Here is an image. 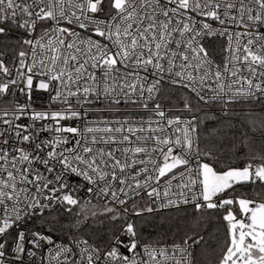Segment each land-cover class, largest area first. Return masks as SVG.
<instances>
[{
  "label": "snow or ice",
  "instance_id": "snow-or-ice-1",
  "mask_svg": "<svg viewBox=\"0 0 264 264\" xmlns=\"http://www.w3.org/2000/svg\"><path fill=\"white\" fill-rule=\"evenodd\" d=\"M184 205L223 242L145 240L147 214ZM98 216L111 232L93 239ZM202 242L216 264H264V0H0V264H197Z\"/></svg>",
  "mask_w": 264,
  "mask_h": 264
},
{
  "label": "trees",
  "instance_id": "trees-1",
  "mask_svg": "<svg viewBox=\"0 0 264 264\" xmlns=\"http://www.w3.org/2000/svg\"><path fill=\"white\" fill-rule=\"evenodd\" d=\"M214 43L221 44V41H214ZM212 51L216 59L219 57L216 47L209 49ZM181 92H176L174 90L167 89L163 96L162 100L171 107H182L183 101L180 99ZM195 107H200L196 104V101H192ZM248 108H254L259 113V106L256 104L237 106L236 111L242 117L244 111ZM214 111H218L214 109ZM190 115V114H188ZM203 117V113H199ZM208 127H220L215 121L208 120ZM237 129H241L240 124L237 122ZM247 192L250 195L255 193L251 188L241 189L238 194ZM196 217H199L200 214H195ZM64 223H68V220H65ZM91 226V227H88ZM88 229V235L92 236L93 239H99L105 237L111 232V221L106 220L103 216H98L96 218H89L87 225L85 226ZM144 238L146 241L156 243L159 241L161 244H171L174 241L180 240V238L185 234H192L193 231L199 232L202 235L208 236L209 233H212L215 237L218 238L220 243L223 242L224 229L223 227L214 219V216L204 213L203 219L197 225L196 220L194 219V209H179L173 210L153 215H148L147 225L142 228ZM59 235V233L57 234ZM209 243L212 244V247H216L215 243L212 240H209ZM205 244L202 242L199 246H195L197 254V264H216V257L219 254V248L215 252L212 251V248H209L207 252H204Z\"/></svg>",
  "mask_w": 264,
  "mask_h": 264
},
{
  "label": "built area",
  "instance_id": "built-area-1",
  "mask_svg": "<svg viewBox=\"0 0 264 264\" xmlns=\"http://www.w3.org/2000/svg\"><path fill=\"white\" fill-rule=\"evenodd\" d=\"M25 35V33L23 32V30H14L12 33H11V36L9 37V40L10 42L12 43H15L16 39L17 38H23V36ZM214 41H221L222 45L220 44H217V43H214ZM209 49H211L212 47H216V51L217 50H220L218 52V55L219 57L217 58V60H219L222 56V53H221V49L223 47V44H224V41L221 39V38H210L209 40L206 41ZM8 56L9 58H11L13 56V50L9 49L8 51ZM170 90H173V89H170ZM183 91H186V90H183ZM16 99H18L20 101V103H25L27 98L25 96H22L20 95L19 93H17V96H16ZM48 94L47 93H43V92H39V93H34L33 95V100H34V103H33V107L36 108L37 110H43V109H47L49 107V104H48ZM161 103L164 104V106L168 109H171L172 113L173 114H180L179 113V110L182 109V107H171L169 105H167L163 100H162V97H161ZM52 109H57V108H61L63 107V105H60V104H52L51 105ZM96 107H104L103 105H97ZM132 107L133 106H125V105H121L120 108H121V113L119 114L121 117H123L124 115H126L128 112H130L132 110ZM105 115L109 118V119H112V118H115V114H111V113H105ZM184 116H189L188 113H184L183 114ZM45 136H47V133H40V138L43 139L45 138ZM146 202L145 201H139V203L141 204H144ZM187 208H192L191 205H184L182 206L181 209H187ZM173 210H179L177 208H169V209H160L159 211L153 213V214H158V213H163V212H168V211H173ZM153 214H147V215H153Z\"/></svg>",
  "mask_w": 264,
  "mask_h": 264
}]
</instances>
